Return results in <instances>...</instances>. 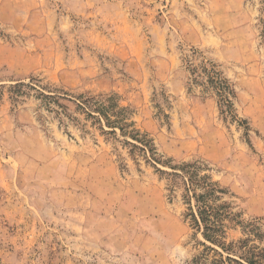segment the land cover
<instances>
[{
    "label": "rangeland",
    "instance_id": "rangeland-1",
    "mask_svg": "<svg viewBox=\"0 0 264 264\" xmlns=\"http://www.w3.org/2000/svg\"><path fill=\"white\" fill-rule=\"evenodd\" d=\"M211 65L234 120L200 84ZM31 78L115 93L162 161L227 191L226 240L264 249V0H0V264H188L203 247L180 187L129 137L60 126L34 90L11 99Z\"/></svg>",
    "mask_w": 264,
    "mask_h": 264
},
{
    "label": "trees",
    "instance_id": "trees-1",
    "mask_svg": "<svg viewBox=\"0 0 264 264\" xmlns=\"http://www.w3.org/2000/svg\"><path fill=\"white\" fill-rule=\"evenodd\" d=\"M206 80L201 81L203 90H212L218 98L221 114L234 120L233 103L229 95L233 93L227 80L211 65L204 68ZM197 82L196 78L193 79ZM40 81L31 78L29 83L18 82L11 85V99H19L34 90L39 106L57 118L60 126L70 122L83 131L89 124L96 127L101 134L129 137L120 142L129 147V155H141L146 163L165 176L170 191L180 187L183 203L186 205L185 218L193 229L197 240L203 248L192 257L188 264H264V249L251 244L249 238L226 240L229 221L236 219L232 204L223 199L227 191L212 181L209 174L204 173V165L199 161L182 162L169 165L157 156L156 149L147 134L141 133L131 119L132 111L122 105L115 93L72 94L63 89L49 88L39 85ZM46 90V92L44 91ZM107 128V129H106ZM153 163L169 165L171 171L157 168ZM236 223L240 224L241 221Z\"/></svg>",
    "mask_w": 264,
    "mask_h": 264
}]
</instances>
